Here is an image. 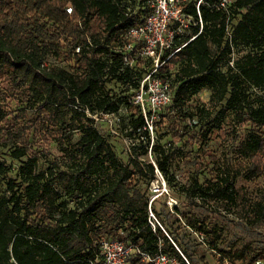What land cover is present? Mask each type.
Returning <instances> with one entry per match:
<instances>
[{
	"label": "trees",
	"instance_id": "trees-1",
	"mask_svg": "<svg viewBox=\"0 0 264 264\" xmlns=\"http://www.w3.org/2000/svg\"><path fill=\"white\" fill-rule=\"evenodd\" d=\"M199 1L188 0L184 12L191 22L175 39V48L183 47L159 75L169 82L171 69L178 68L173 115L192 118V109L184 112L185 108L197 93L207 90L214 107L223 104V111L248 129L237 153L250 180L264 171V98L253 94L264 90V0H235L228 18L217 10L220 0ZM150 2L0 0V82L9 97L19 95L24 105L15 116L0 110V146L12 144L11 158L25 159L16 173L18 186L8 180L10 196L0 194V264H104L103 240L132 246L135 252L127 264H152L142 254L150 258L164 254L178 264H198L193 252L150 224L149 198L139 187L147 174L136 161L133 170L121 164L88 116L116 114L123 101L128 103L105 92L109 76L121 82L135 76L133 84L138 88L143 63L133 69L125 66L120 49L128 43L127 32L151 13ZM238 45L249 53L232 66L228 62L227 72H222L221 54H231ZM64 53V60L71 61L68 69L48 65L51 57ZM130 109L135 116L130 135H148L139 107L132 104ZM52 144L61 153L58 159L50 160ZM151 150L154 163L166 174L169 156L158 144ZM42 158L48 161L43 169ZM147 166L149 182L154 167ZM237 172L231 179L220 177L205 185L196 180L192 192L235 203ZM250 214L255 224H264V202L250 207ZM219 254L218 264L264 261V248L250 252L236 246Z\"/></svg>",
	"mask_w": 264,
	"mask_h": 264
},
{
	"label": "rangeland",
	"instance_id": "rangeland-1",
	"mask_svg": "<svg viewBox=\"0 0 264 264\" xmlns=\"http://www.w3.org/2000/svg\"><path fill=\"white\" fill-rule=\"evenodd\" d=\"M249 51L238 45L232 48L231 54H221V71L227 72L230 66L228 62L239 59ZM218 53L220 55L221 50ZM65 54L51 57L48 65L56 64L68 69L71 61L64 60ZM177 72L178 68L173 67L168 76L172 98ZM133 77L128 75L124 82L108 77L105 92L128 101H123L116 114L97 112L88 116L93 120L92 125L110 144L121 164L130 166L133 170L132 161H136L142 172L147 174L139 180V187L149 198L151 225L159 226L170 239L181 242L195 254L198 264H218L219 250L231 247H243L250 252L263 249L264 224L251 221L250 207H261L264 202V171L257 177L247 179V165L237 153L238 144L245 139L248 129L240 126L232 114L223 111V104L214 107L209 101V91L202 90L184 110L187 112L191 108L194 114L192 118H184L183 114L173 115L171 101L154 114L152 123L148 118L152 125L151 128L146 126L148 135H130V120L135 118L130 106H136V88L133 84L136 78ZM253 94L257 98H264V90H254ZM257 98L254 99V105L257 104ZM23 107L20 96L15 94L9 97L0 82V110L7 116H15ZM164 116L166 118L162 119ZM174 131L178 133L176 136ZM78 138L79 135L75 134L74 139ZM155 144L169 156L165 165L166 174L154 163L155 157L151 149ZM34 146L37 144L34 143ZM12 149V144L0 146V165L4 166L0 174V194L3 196H10L7 192L8 180H14L18 186L16 173L25 161L13 160L10 156ZM49 152L50 160L61 157L55 144L51 145ZM148 163L154 167V179L149 182ZM47 166L48 161L42 158L40 167L43 169ZM237 171L239 174L234 183L235 203L203 198L192 192L196 180L205 185L208 181H218L220 177L231 179ZM170 260L178 264L175 260Z\"/></svg>",
	"mask_w": 264,
	"mask_h": 264
},
{
	"label": "built area",
	"instance_id": "built-area-1",
	"mask_svg": "<svg viewBox=\"0 0 264 264\" xmlns=\"http://www.w3.org/2000/svg\"><path fill=\"white\" fill-rule=\"evenodd\" d=\"M234 1L220 0L217 10L222 11L228 18ZM187 5L188 0H154L151 5V13L143 24L133 27L127 32L125 39L128 43H125L120 49L125 66L133 69L139 62L143 63V74L136 89L134 104L139 107L149 128L152 125L149 123L147 115L150 113L149 119L152 123L154 114L172 101L170 84L167 79L165 81L162 79L159 71L183 47L175 48V39L178 34H182L188 28L191 22V18L184 12ZM196 7L198 8V5ZM66 11L70 13L71 8H67ZM198 16H200L199 12ZM201 29L202 22L199 20V32ZM226 37L228 40L231 38L229 26L226 27ZM78 51L79 48L76 49V52ZM232 63L233 61H230L231 66ZM175 248L178 250L176 246ZM134 252L135 249L132 246L118 240H103L100 246V255L104 264H127L128 258ZM142 257L147 263L176 264L164 254L155 258L142 254ZM253 264L264 263L256 261Z\"/></svg>",
	"mask_w": 264,
	"mask_h": 264
}]
</instances>
